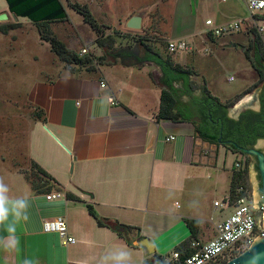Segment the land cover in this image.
<instances>
[{
    "label": "crops",
    "instance_id": "crops-1",
    "mask_svg": "<svg viewBox=\"0 0 264 264\" xmlns=\"http://www.w3.org/2000/svg\"><path fill=\"white\" fill-rule=\"evenodd\" d=\"M4 1L0 14L11 20L39 16L36 0ZM209 19L219 25L248 20L253 29L263 28L257 31L264 40V10L251 13L243 0H172L169 16L158 29L167 42L186 40L195 48L213 40L223 49L236 43L230 37L252 36L251 28L213 38L206 26ZM118 60L96 72L75 71L30 84L28 102L44 120L34 121L30 128L28 156L60 190L34 192L24 174L1 162L0 180L8 187L9 199L24 198L28 207L27 219L15 223L14 233L7 231L11 215L0 224V264H23L25 259L33 264H103L118 251H128L132 264H146L152 254L135 246L137 240L149 239L155 253L167 258L191 236L186 219L198 220L197 239L208 241L215 236L216 225L232 214L230 207H215L221 199L215 198L212 207L209 200L218 187L212 175L218 173L220 149L199 138L191 122L157 119L162 91L157 65ZM143 66L152 71L144 72ZM170 136L176 139L167 140ZM52 192L61 196L47 200ZM66 193L80 201L69 200ZM229 194L230 190L222 198ZM88 204L103 218L137 228L133 244L100 226ZM217 210L219 218L214 216ZM59 218L66 221L75 243L65 245L57 232L45 231V222Z\"/></svg>",
    "mask_w": 264,
    "mask_h": 264
},
{
    "label": "rangeland",
    "instance_id": "rangeland-1",
    "mask_svg": "<svg viewBox=\"0 0 264 264\" xmlns=\"http://www.w3.org/2000/svg\"><path fill=\"white\" fill-rule=\"evenodd\" d=\"M4 2L0 0V6ZM171 2L172 0H56L55 3L50 0L39 11L40 19L48 16L40 24L30 19L0 21V28L6 26L5 31L0 29V165L5 161L11 169L32 173L28 156V135L36 121V110L27 99L30 84L75 71L89 72L88 67L63 62L52 49V39L60 41L80 56H91L94 60L91 65L94 72L119 63L114 55L123 48L135 46L144 55L145 47L139 41L141 37L149 39L148 44L154 46L157 52L168 55L166 37H161L158 27L168 18ZM74 3L88 7L102 34H98L85 22L83 15L71 7ZM134 15L143 17L141 30L127 27V22ZM9 25L15 27H8ZM229 40H236V43L232 46L227 43L225 48L218 49L216 41L208 40L207 44L196 47L193 52L171 54L172 58L195 72L196 79L193 76L191 78L195 91L206 84L209 91L222 102H227L230 95L234 97L246 89L253 88L242 98L258 94V90L264 86L263 82L258 83V74L245 53L250 40L244 36L239 39L230 37ZM155 41L159 43L158 46L154 44ZM84 49L87 53L82 55ZM124 63L139 62L125 60ZM141 69L146 73L152 71L148 66ZM255 85L257 86L253 87ZM233 106L229 109L233 110ZM249 109L258 110L254 100ZM229 113L232 114V111ZM216 146L220 149L218 173L217 176L212 175V178L217 179L218 187L209 197L211 207L215 198L223 200L222 196L229 192L237 162L244 170L247 168L244 182L249 186L254 200L258 201L257 159L233 153L223 145ZM255 146L264 152V139L258 140ZM214 216L219 218L220 212L217 210Z\"/></svg>",
    "mask_w": 264,
    "mask_h": 264
},
{
    "label": "trees",
    "instance_id": "trees-1",
    "mask_svg": "<svg viewBox=\"0 0 264 264\" xmlns=\"http://www.w3.org/2000/svg\"><path fill=\"white\" fill-rule=\"evenodd\" d=\"M36 1L37 3H35V6H41L38 10H41L46 4L50 3V0L46 2L41 0ZM53 1L56 3V0ZM71 7L82 14L85 22L91 25L98 34L103 33L87 6L74 3L71 4ZM29 17L34 23L40 24L41 21L46 20L48 16L42 19L36 14L35 16ZM50 17L52 18V16ZM8 27L15 26L9 25ZM0 29L5 31L6 26H2ZM250 34L252 35L250 44L249 47L245 49V53L252 67L258 74V83H264V40L255 29H252ZM139 41H141L147 50L146 61L154 63L161 71L160 84L162 85V91L160 107L157 113L158 120L165 119L174 122H191L195 125L198 137L203 141L218 146L223 145L233 153H241L245 156L247 155L241 152L238 147L234 145H225L223 142L220 143L219 139L221 138L222 141H233L245 148L255 147L258 140L264 139V86L261 99L263 103L261 112L257 113L246 110L241 113L238 119L231 118L229 117V108L244 95L250 93L253 88L246 91L239 96V98L227 102H222L220 98L214 96L206 85L200 87L201 93L196 95L193 82L191 81V76L196 75L194 71L188 67L175 63L169 52L168 55L157 52L154 46L148 44L150 41L149 39L141 37ZM51 43L53 51H55L63 62L79 67H88L89 72L92 71L91 65L94 60L91 56H80L74 51L66 48L63 43L55 38L52 39ZM180 82V86L175 85ZM256 86L257 85L253 87ZM192 106L197 107V114L193 112ZM35 120H44L43 114L38 110H36ZM30 163L31 174L26 170H21L20 172L24 174L26 179L30 182L34 192L48 193L52 190L59 189L53 178H51L38 164L33 161H30ZM246 171L247 168H245V173ZM240 179L241 178L236 172L232 174L230 187V195L232 197L236 194ZM66 196L69 200L80 201V199L72 193H66ZM87 207L89 213L97 220L100 226L110 228L120 237L125 238L129 244H133L131 237L135 235L138 230L137 228L123 224L117 220L101 217L93 204H88ZM186 223L191 230V236L187 241L175 247L174 250L179 251L181 254L180 260L175 264H184L185 257L191 252V243L198 238L200 222L194 219H186ZM145 263L173 264L167 262L166 257L160 256L155 252L152 254V259H145Z\"/></svg>",
    "mask_w": 264,
    "mask_h": 264
},
{
    "label": "built area",
    "instance_id": "built-area-1",
    "mask_svg": "<svg viewBox=\"0 0 264 264\" xmlns=\"http://www.w3.org/2000/svg\"><path fill=\"white\" fill-rule=\"evenodd\" d=\"M251 13L264 10V0H243ZM208 33L213 38H221L227 35L248 32L253 27L249 25L248 20L238 19L226 24H216L212 19L206 21ZM253 29V28H252ZM259 32L263 28L257 29ZM167 50L170 54L179 52H193L195 47L186 40H169ZM84 55L87 50H82ZM101 87H106L105 82H101ZM111 104L115 105L113 97H109ZM170 136L167 140H175ZM235 172L239 175L240 182L236 189V194L232 197L230 194L221 201L214 203L215 207L232 208L233 212L225 220L216 225L215 236L208 241L194 240L191 243V252L185 257L184 264H224L232 258L243 253L254 243L255 240L264 237V204H261V220L256 218L253 209L252 192L249 186L244 182L245 170L241 168L240 163H236ZM59 192L49 193L47 200L59 198ZM44 229L48 232H57L63 239V244H73L76 239L68 232V226L64 219L59 218L44 223ZM181 258L179 251L174 250L167 258V262L175 264Z\"/></svg>",
    "mask_w": 264,
    "mask_h": 264
},
{
    "label": "water",
    "instance_id": "water-1",
    "mask_svg": "<svg viewBox=\"0 0 264 264\" xmlns=\"http://www.w3.org/2000/svg\"><path fill=\"white\" fill-rule=\"evenodd\" d=\"M9 18L7 14H0V21H7ZM143 26V17L141 15L132 16L127 22V27L133 30H141ZM259 91V90H258ZM257 93H254L247 100L246 98L240 99L234 106L232 114L229 113V116L234 119H238L239 115L249 109L252 101L256 100ZM219 142H223L225 145H234L239 148L241 152L246 154L247 156H252L257 159V167L259 171V175L261 178V187L262 192L259 195V201L261 204H264V152L258 149L256 146L252 148H245L239 146L237 143L233 141H222L219 139ZM139 236V232H138ZM135 246L145 248L149 254H153L155 252V248L153 246V242H151L147 238H142L134 242ZM224 264H264V237L259 238L254 241V243L250 246L249 249L239 254L238 256L232 258Z\"/></svg>",
    "mask_w": 264,
    "mask_h": 264
},
{
    "label": "clouds",
    "instance_id": "clouds-1",
    "mask_svg": "<svg viewBox=\"0 0 264 264\" xmlns=\"http://www.w3.org/2000/svg\"><path fill=\"white\" fill-rule=\"evenodd\" d=\"M8 191L7 185L0 180V224L8 220L11 215L14 219L12 223L8 224L7 231L14 233L16 230L15 223L20 219H27L24 213L28 207V203L24 198L9 199L7 195ZM5 247H9V245L5 244ZM23 264H33V261L25 259ZM103 264H132L131 255L128 251H118L105 257Z\"/></svg>",
    "mask_w": 264,
    "mask_h": 264
},
{
    "label": "flooded vegetation",
    "instance_id": "flooded-vegetation-1",
    "mask_svg": "<svg viewBox=\"0 0 264 264\" xmlns=\"http://www.w3.org/2000/svg\"><path fill=\"white\" fill-rule=\"evenodd\" d=\"M114 57L117 59L118 57H121L123 58L124 60H135L136 62H144L146 61V57H147V50L145 49V54H141L140 53V50L137 48V47H133V48H123L121 49L117 54L114 55ZM181 82L178 83V84H175L176 86H180ZM201 93V89H198L197 91H195V94H200ZM262 94H263V88L258 92L257 94V97H256V100H255V103L257 104L258 106V110H252V109H249L253 112H261L262 111V107H263V103H262ZM192 109H193V112L197 114V107H193L192 106ZM241 115V114H240ZM239 115V116H240ZM230 117V116H229ZM239 118V117H238ZM257 170H258V167L256 166ZM257 178H258V186H257V190H258V193L259 195L261 194L262 192V187H261V182H260V175L257 174ZM261 202L258 200V201H255L253 199V209L255 211V214H256V218L258 221L261 220V217H262V213H261Z\"/></svg>",
    "mask_w": 264,
    "mask_h": 264
},
{
    "label": "bare ground",
    "instance_id": "bare-ground-1",
    "mask_svg": "<svg viewBox=\"0 0 264 264\" xmlns=\"http://www.w3.org/2000/svg\"><path fill=\"white\" fill-rule=\"evenodd\" d=\"M250 98V96H247V98L246 99H249Z\"/></svg>",
    "mask_w": 264,
    "mask_h": 264
}]
</instances>
